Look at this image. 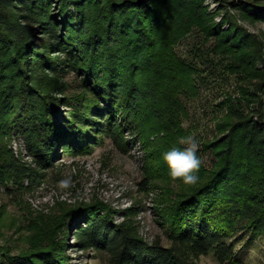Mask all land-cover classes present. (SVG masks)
<instances>
[{
    "label": "trees",
    "instance_id": "1",
    "mask_svg": "<svg viewBox=\"0 0 264 264\" xmlns=\"http://www.w3.org/2000/svg\"><path fill=\"white\" fill-rule=\"evenodd\" d=\"M215 1L216 12L205 0H0L5 186L37 182L62 153L81 154L105 138L121 148L128 124L162 130L173 145L188 116L185 98L198 92L199 66L176 51L193 28L214 39L208 53L223 59V69L259 80L223 99V133L202 145L212 166L202 163L199 182L182 183L171 200L169 245L146 241L128 220L114 222L100 203H82L64 211L76 219L70 235L77 250L104 251L109 264H196L210 251L223 264H242L229 240L264 233V42L224 0ZM228 3L242 19L264 21V3ZM14 133L35 166L8 147ZM0 264H67V257L54 242L17 253L0 248Z\"/></svg>",
    "mask_w": 264,
    "mask_h": 264
},
{
    "label": "rangeland",
    "instance_id": "2",
    "mask_svg": "<svg viewBox=\"0 0 264 264\" xmlns=\"http://www.w3.org/2000/svg\"><path fill=\"white\" fill-rule=\"evenodd\" d=\"M230 1L224 0L236 14L238 23L264 42V21L240 18L229 5ZM256 2L264 3V0ZM204 4L208 11H217L215 0H205ZM220 17L216 14L215 20ZM212 44L213 38L205 40L197 28H193L176 45L178 54L194 61L201 75L197 77V94L185 98L188 116L183 119L179 137L195 136L200 144L199 157L206 167L212 166L214 157L211 151L203 150L202 145L223 133L217 126L226 113L223 99L227 94L240 97L241 88L253 90L259 81L240 79L223 69V59L218 60V56L208 53ZM72 76L70 74L69 78ZM123 135L121 148L105 138L81 154L62 153L55 166L46 170L45 176L37 182L27 177L21 187L0 184V248L17 253L55 242L64 247L67 264H109L108 253L75 247L70 233L76 219L65 216L64 211L66 207L82 203H100L112 211L114 222L128 220L146 241L158 238L163 245H169L168 210L182 182L171 179L163 153L179 147V137L171 145L164 131L142 132L136 125L129 124L124 127ZM8 147L27 164L35 166L21 135L12 134ZM145 177L148 182L144 187ZM229 241L242 264H264V233L239 232ZM196 264L223 263L210 251L201 255Z\"/></svg>",
    "mask_w": 264,
    "mask_h": 264
},
{
    "label": "clouds",
    "instance_id": "3",
    "mask_svg": "<svg viewBox=\"0 0 264 264\" xmlns=\"http://www.w3.org/2000/svg\"><path fill=\"white\" fill-rule=\"evenodd\" d=\"M177 143L179 147H172L163 153V160L173 181L194 186L200 180L198 173L202 159L197 155L200 144L192 135L179 137Z\"/></svg>",
    "mask_w": 264,
    "mask_h": 264
}]
</instances>
